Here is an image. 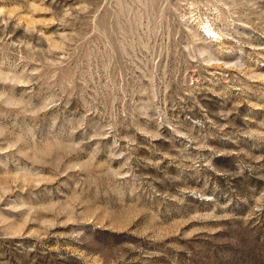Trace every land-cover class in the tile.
Listing matches in <instances>:
<instances>
[{
    "label": "rangeland",
    "instance_id": "obj_1",
    "mask_svg": "<svg viewBox=\"0 0 264 264\" xmlns=\"http://www.w3.org/2000/svg\"><path fill=\"white\" fill-rule=\"evenodd\" d=\"M0 264H264V0H0Z\"/></svg>",
    "mask_w": 264,
    "mask_h": 264
}]
</instances>
